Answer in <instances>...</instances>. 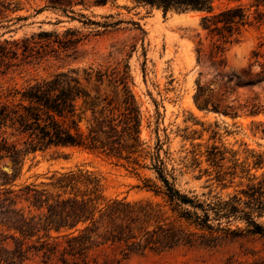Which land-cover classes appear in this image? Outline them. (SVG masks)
I'll use <instances>...</instances> for the list:
<instances>
[{"label":"trees","instance_id":"1","mask_svg":"<svg viewBox=\"0 0 264 264\" xmlns=\"http://www.w3.org/2000/svg\"><path fill=\"white\" fill-rule=\"evenodd\" d=\"M133 1L164 14L202 13V30L216 38L211 57L219 68L225 65L226 45L245 29L264 25V0ZM94 4L105 6L108 0ZM1 9L9 10L0 2V17ZM22 48L24 53L32 50L28 41H0V74L20 66ZM254 57L257 63L259 53ZM261 69L258 74L249 69L227 82L255 86L264 82V66ZM91 82L106 84L116 96H92L86 88ZM132 85L129 65L117 63L0 89V264H119L101 261L99 252L105 248L162 252L208 246L222 237L264 236V152L247 149L242 157L213 146L208 167L197 177L207 178L203 187L207 191L183 192L177 186L180 172L172 160L161 156L162 146L151 150L142 139V112ZM203 90L200 86L195 102L200 110L209 111L206 100L198 103ZM230 108L213 106L212 111L236 118ZM246 108L251 116L264 113L257 105ZM58 147L104 155L133 167L137 176L138 170L152 171L154 179L136 186L151 197H108L100 176L85 168L55 172L41 183L20 182L37 153Z\"/></svg>","mask_w":264,"mask_h":264},{"label":"rangeland","instance_id":"2","mask_svg":"<svg viewBox=\"0 0 264 264\" xmlns=\"http://www.w3.org/2000/svg\"><path fill=\"white\" fill-rule=\"evenodd\" d=\"M95 1L0 0L9 9H1L0 41L24 40L32 47L27 53L20 50L18 68L0 74V89L73 69L128 64L142 112V139L151 150L162 146L161 156L179 170L177 186L185 193L207 191L203 189L207 178L197 177L208 167L207 155L213 146L237 151L242 157L247 149L264 152V113L251 116L246 108L257 105L264 110V82L251 87L227 82L249 69L253 74L262 71L264 25L245 29L226 45L225 65L219 68L211 57L216 38L202 30V13L164 14L133 0H108L105 6ZM42 32L49 35L39 37ZM255 53L260 55L259 63ZM200 86L204 92L198 103L206 100L209 111L196 105ZM86 88L92 96H116L106 84L91 82ZM213 106L221 110L231 106L227 110L236 118L213 112ZM76 168L98 174L108 197H151L136 186H144L143 179H154L152 171L138 170L137 176L133 167L82 148L37 153L26 164L20 182L41 183L55 172ZM99 255L101 261L119 264H264V236L222 237L208 246L162 252L105 248Z\"/></svg>","mask_w":264,"mask_h":264}]
</instances>
